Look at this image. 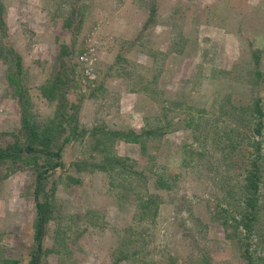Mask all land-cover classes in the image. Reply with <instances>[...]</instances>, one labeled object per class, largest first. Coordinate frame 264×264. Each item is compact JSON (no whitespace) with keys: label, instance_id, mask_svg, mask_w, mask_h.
<instances>
[{"label":"rangeland","instance_id":"1","mask_svg":"<svg viewBox=\"0 0 264 264\" xmlns=\"http://www.w3.org/2000/svg\"><path fill=\"white\" fill-rule=\"evenodd\" d=\"M0 152V264H264V0H0Z\"/></svg>","mask_w":264,"mask_h":264},{"label":"trees","instance_id":"2","mask_svg":"<svg viewBox=\"0 0 264 264\" xmlns=\"http://www.w3.org/2000/svg\"><path fill=\"white\" fill-rule=\"evenodd\" d=\"M25 126H26V129L28 130V133H27L28 139H35L34 141H38L39 139V143L41 144V147H42L41 149H36L33 146H28L27 150L29 152L40 151V152L46 153L44 148H47L49 146V140L47 139V137H39L38 133L34 130L33 128L34 126L32 124L28 125V122H27L25 123ZM129 135L136 138L135 136L136 134H132V132H130ZM5 156H16V153L0 152V158L5 157ZM258 181H259L258 169L255 168L249 171L247 174L245 184H244V190H245L244 198H245L246 206L251 210L254 208L256 198H258L256 195L258 193ZM37 208H38L37 211H38L39 222L37 223V228H36V238L39 239L43 233L42 224L44 222L45 206L44 204L42 205L40 203H37ZM253 214H254V211H253ZM28 264H38V258H37L36 253L33 254Z\"/></svg>","mask_w":264,"mask_h":264}]
</instances>
